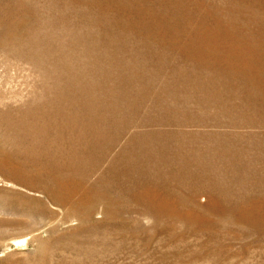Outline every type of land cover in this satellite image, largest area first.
<instances>
[{"label":"rangeland","instance_id":"rangeland-1","mask_svg":"<svg viewBox=\"0 0 264 264\" xmlns=\"http://www.w3.org/2000/svg\"><path fill=\"white\" fill-rule=\"evenodd\" d=\"M0 264H264V0H0Z\"/></svg>","mask_w":264,"mask_h":264},{"label":"bare ground","instance_id":"bare-ground-1","mask_svg":"<svg viewBox=\"0 0 264 264\" xmlns=\"http://www.w3.org/2000/svg\"><path fill=\"white\" fill-rule=\"evenodd\" d=\"M7 178L11 180V178H10L9 175H7ZM19 241H20L21 243H26V239H25V238H24V239H21V240H19Z\"/></svg>","mask_w":264,"mask_h":264}]
</instances>
